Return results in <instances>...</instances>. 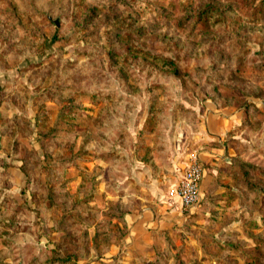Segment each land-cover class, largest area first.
<instances>
[{
  "label": "rangeland",
  "instance_id": "374dc122",
  "mask_svg": "<svg viewBox=\"0 0 264 264\" xmlns=\"http://www.w3.org/2000/svg\"><path fill=\"white\" fill-rule=\"evenodd\" d=\"M262 1L0 0V264H264ZM207 3L218 13L198 19ZM206 102L248 109L229 157L137 255L135 158Z\"/></svg>",
  "mask_w": 264,
  "mask_h": 264
},
{
  "label": "crops",
  "instance_id": "0c3cea01",
  "mask_svg": "<svg viewBox=\"0 0 264 264\" xmlns=\"http://www.w3.org/2000/svg\"><path fill=\"white\" fill-rule=\"evenodd\" d=\"M250 102L264 111V100L252 98ZM246 114L243 106L206 102L203 110H198L197 120L171 122L175 133L171 136L164 130L160 137L163 146L153 147L146 159L135 158L139 164L130 169L139 190L144 191V198L139 208L124 216L127 224L124 245L128 249L137 255H151L159 234L178 227L194 211L184 214L179 199L169 196V190L183 176L190 158L195 155L203 165L201 192L204 198L216 173L213 164L228 159L225 141L245 120ZM145 121L141 120L138 126L142 127Z\"/></svg>",
  "mask_w": 264,
  "mask_h": 264
},
{
  "label": "built area",
  "instance_id": "2783aa9c",
  "mask_svg": "<svg viewBox=\"0 0 264 264\" xmlns=\"http://www.w3.org/2000/svg\"><path fill=\"white\" fill-rule=\"evenodd\" d=\"M202 175L203 165L194 155L190 158L183 176L168 192L169 196L179 199L184 214H189L195 210L202 201Z\"/></svg>",
  "mask_w": 264,
  "mask_h": 264
},
{
  "label": "trees",
  "instance_id": "16d2710c",
  "mask_svg": "<svg viewBox=\"0 0 264 264\" xmlns=\"http://www.w3.org/2000/svg\"><path fill=\"white\" fill-rule=\"evenodd\" d=\"M261 5H264V0L261 2ZM212 8V9H211ZM212 10V12H216L218 13V7L215 5V4H210V3H207L206 5H204L203 7H201L200 11L196 14L198 19H202V17H206L208 15V13ZM190 13V11L188 12ZM87 15H92L91 11H88ZM108 56L109 58L112 56V55H117L116 52H114L113 48H114V44H109L108 45ZM144 56L147 58V59H151L155 62H159L161 63V65L163 66H166L170 69H172L175 73H176V70H177V65L174 64L172 62V60H164L162 58H159L147 51L143 52ZM246 113H248V109H245Z\"/></svg>",
  "mask_w": 264,
  "mask_h": 264
}]
</instances>
